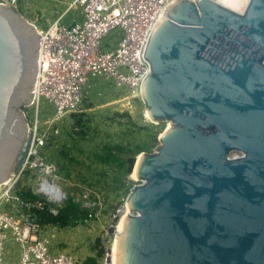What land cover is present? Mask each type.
<instances>
[{
	"label": "water",
	"instance_id": "water-1",
	"mask_svg": "<svg viewBox=\"0 0 264 264\" xmlns=\"http://www.w3.org/2000/svg\"><path fill=\"white\" fill-rule=\"evenodd\" d=\"M39 51L35 25L0 0V186L32 141ZM144 55L148 116L171 126L113 217V264H264V0H172Z\"/></svg>",
	"mask_w": 264,
	"mask_h": 264
},
{
	"label": "built area",
	"instance_id": "built-area-1",
	"mask_svg": "<svg viewBox=\"0 0 264 264\" xmlns=\"http://www.w3.org/2000/svg\"><path fill=\"white\" fill-rule=\"evenodd\" d=\"M171 1L71 0L48 28L39 27L32 21L40 34L39 70L30 104V107L34 106L32 121L28 111L24 112L30 119L29 128L33 135L19 172L0 186V264H80L71 253L53 249L45 234V225L39 223L32 210L34 205L44 207L50 203L53 205L48 204L50 210L56 214L58 209L55 206L69 197L62 187L58 163L45 154V147L49 139L60 132L58 120L68 113L82 110L85 85L91 76L106 77L116 86H124L123 99L129 106L134 98L142 97L137 93H141V83L150 70L144 52L155 24ZM244 1L248 3L249 0ZM9 2L15 8L17 0ZM80 7L83 8L81 21L68 25L61 23L67 11H77ZM117 30L120 37L115 43L106 44L107 50H102V39ZM41 98H45L55 110L54 115L44 122L39 120ZM23 178L27 181L22 184L43 196L44 200L32 203L18 194V185ZM10 203L17 205V216L2 210V205ZM84 207L95 208L89 203ZM8 231L19 245L20 259L16 263L4 260V241ZM106 256L102 264H107Z\"/></svg>",
	"mask_w": 264,
	"mask_h": 264
},
{
	"label": "rangeland",
	"instance_id": "rangeland-1",
	"mask_svg": "<svg viewBox=\"0 0 264 264\" xmlns=\"http://www.w3.org/2000/svg\"><path fill=\"white\" fill-rule=\"evenodd\" d=\"M71 0H17L15 8L18 9L29 21L38 24L39 27L48 28L67 8ZM83 19V8L67 11L61 20L62 24H70L73 21ZM120 37V31L111 32L109 36L102 39V50H107L106 44H113ZM125 87L116 86L110 79L100 76H91L85 85V99L81 103L82 110L77 111L81 115L74 118L72 112L58 120L60 132L56 137L49 139L45 147V154L52 160L57 161L61 157V149L70 151L74 160L84 162L93 166L88 169L87 183L82 182L83 178L77 175V169L72 173L73 177L62 179V187L71 195L76 197L82 205L89 203L95 206L92 216L82 223L72 225L67 242L58 244V238L52 239V247L59 245V248L71 253L79 263H83L89 257L97 258L102 264L107 248H112L115 234L109 228L113 225V217L118 208L124 205L131 189L141 183L137 176H132L138 155H135V162L130 173L124 174L118 165L109 162L102 168L90 162L88 154L95 145L119 144L124 147V155H130L138 147H143L144 152H154L157 144L160 143L159 136L163 133L170 121H152L145 116L146 106L142 97H136L129 106L124 100ZM122 94V95H121ZM29 106V107H28ZM24 111H28L31 118L34 115V106L27 105ZM55 113L54 106L45 98L40 100L39 120L44 122ZM83 114V116H82ZM29 117L27 116L28 123ZM80 119V124L78 120ZM82 119V120H81ZM241 156L238 151H232L230 157ZM62 158V157H61ZM70 163V162H69ZM79 167V162L76 163ZM104 165V164H103ZM74 169L73 166H70ZM99 170V174L96 171ZM26 182L27 180H24ZM87 179V178H86ZM103 188L99 193L95 184ZM118 190L107 194L113 188ZM69 189V190H68ZM68 193V194H69ZM96 201V202H94ZM2 210L12 212L17 216V205L15 203L2 205ZM125 211H129L126 208ZM115 229L117 228L114 225ZM116 232V231H115ZM4 241V260L16 262L19 260V245L14 241L11 233ZM104 246L103 257L98 256V246ZM97 246V248H95Z\"/></svg>",
	"mask_w": 264,
	"mask_h": 264
},
{
	"label": "trees",
	"instance_id": "trees-1",
	"mask_svg": "<svg viewBox=\"0 0 264 264\" xmlns=\"http://www.w3.org/2000/svg\"><path fill=\"white\" fill-rule=\"evenodd\" d=\"M78 113L80 112H74L72 115L74 118L78 119L81 115ZM83 116V114H82ZM82 120V119H81ZM80 119L78 120V123L80 124ZM143 147H138L136 151H134L132 154L125 156L124 155V147L123 145L119 144H110L105 143L103 145H95L94 149L88 154L90 162L93 161V163L96 162V164L100 165L103 168L105 164L107 165L109 162L116 163L119 167V169L123 170L124 174H128L131 172L134 162H135V155L140 154L143 152ZM71 152L66 149H61V157L57 160L58 163V171L59 174L63 179H67L72 176V173L75 169H77V175H80L83 180L82 182L87 183V180H90L93 176L88 177V169L91 170L93 166H90L91 164H87L84 167V162H80L78 160H74L73 157H71ZM70 162V163H69ZM79 162L78 164L76 163ZM104 164V165H103ZM70 166H73L74 169H71ZM92 171V170H91ZM96 171V170H95ZM97 174H99V170L96 171ZM87 178V179H86ZM91 184V180L89 182ZM98 192L103 193V188L101 186H98V184H95ZM69 190V189H68ZM117 188H113L109 191L105 190L107 194H111L117 191ZM18 194L27 201H31L32 203H36V201L44 200V197L41 195H37L32 192L31 188L29 186L23 185L22 182L18 185ZM69 193V192H68ZM75 196L73 194L71 195L69 193V197L60 205L55 206L58 209V212L54 214L50 210V206H53L50 203H47V206L44 207H38L37 205H34L32 207V210L37 214V220L39 223L48 225H58L60 227H69L72 225H76L77 223H82L86 219H88L90 216H92L93 213H95L94 210H90L87 207H84L82 203L78 200L74 199ZM49 204V205H48ZM97 248V246H95ZM104 253V246L100 245L98 246V256L103 257ZM80 264H100V261L95 257H89L87 258L83 263Z\"/></svg>",
	"mask_w": 264,
	"mask_h": 264
},
{
	"label": "bare ground",
	"instance_id": "bare-ground-1",
	"mask_svg": "<svg viewBox=\"0 0 264 264\" xmlns=\"http://www.w3.org/2000/svg\"><path fill=\"white\" fill-rule=\"evenodd\" d=\"M217 1L219 3H221V4H223L224 6H227V7L231 8V9L236 10V11H239V12H241L246 7V4H247V2L244 1V0H217ZM137 94H141V93L138 92ZM145 116L147 118H149L150 120L154 121L151 117L148 116L147 110L145 111ZM154 122H156V121H154ZM169 127H170V123L168 122L167 129H169ZM140 157H141V155H138L137 160H136V164H135V167H134V172L132 173V176H135V177L137 176L136 175V169H137V166H138V162H139ZM126 208H129V207L126 205ZM127 213L129 214V211ZM120 221H121V219L115 225L117 227L116 228V233L122 232V230H123V229H120L119 228L120 227ZM112 248H113V245H112ZM112 248H111V257H112V261H113Z\"/></svg>",
	"mask_w": 264,
	"mask_h": 264
},
{
	"label": "crops",
	"instance_id": "crops-1",
	"mask_svg": "<svg viewBox=\"0 0 264 264\" xmlns=\"http://www.w3.org/2000/svg\"><path fill=\"white\" fill-rule=\"evenodd\" d=\"M72 226L69 227H60L58 225H53V224H48L45 225V234L50 238V240L52 241V239L54 238H58V244L64 242H67L66 236H69L70 234V230ZM55 251H65V249H61L59 248V245H55V248H53ZM67 252V251H66ZM19 259H20V250H19ZM19 261V260H18ZM16 261V262H18ZM15 262V263H16Z\"/></svg>",
	"mask_w": 264,
	"mask_h": 264
}]
</instances>
